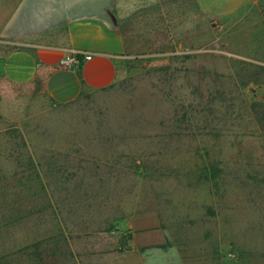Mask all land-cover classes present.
<instances>
[{
	"label": "rangeland",
	"instance_id": "374dc122",
	"mask_svg": "<svg viewBox=\"0 0 264 264\" xmlns=\"http://www.w3.org/2000/svg\"><path fill=\"white\" fill-rule=\"evenodd\" d=\"M204 1L118 12L116 80L73 102L0 82V264H264V0L228 17ZM6 2L3 51L25 45ZM189 82L228 101L175 133Z\"/></svg>",
	"mask_w": 264,
	"mask_h": 264
},
{
	"label": "crops",
	"instance_id": "0c3cea01",
	"mask_svg": "<svg viewBox=\"0 0 264 264\" xmlns=\"http://www.w3.org/2000/svg\"><path fill=\"white\" fill-rule=\"evenodd\" d=\"M195 1L205 9L204 0ZM247 2L213 0L207 15L228 17ZM135 3L136 0H17L13 7L8 3L5 36L15 37L16 41L20 38L25 45L0 50V82L26 85L40 80L47 94L59 103L72 102L110 86L127 49L116 16ZM60 31H64L63 37L57 34ZM41 37L45 42H25ZM74 50L89 51L93 56L81 66L60 68L59 60Z\"/></svg>",
	"mask_w": 264,
	"mask_h": 264
},
{
	"label": "trees",
	"instance_id": "16d2710c",
	"mask_svg": "<svg viewBox=\"0 0 264 264\" xmlns=\"http://www.w3.org/2000/svg\"><path fill=\"white\" fill-rule=\"evenodd\" d=\"M165 69H168V71L171 70L170 67H167ZM161 70H163V69H161ZM175 79H177V77L172 76V80H175ZM32 83H40L41 84V81L35 80ZM188 86H190V89L186 95L185 94H179V95L174 94V96H171L172 94L170 95L171 96L170 102L172 105L171 106L172 107V114L170 115V117H171L170 120L172 123H170V125H172L171 128H175V133H178V131L180 130L181 125L183 123H185V125H187V126H191L194 120H196V121H197V119L199 120L198 114L201 115V120H203V122H204L203 125H204V127H206V129L211 127L212 119H213V123L216 122V124H217L218 123L217 121H219L221 119H220V117L217 119L214 118L215 114L212 111L215 109H217V111H221L222 110L221 108L224 107L223 103L228 101V98L222 99V100L220 99V101H219V99L217 97L212 98L211 97L212 95L209 93L208 94H204V93L199 94L197 87L192 86L191 83ZM183 95L185 97L182 99ZM180 101H181V103H179ZM184 101H185V103L187 102L188 106H185L183 108L182 102H184ZM198 107H200V109ZM228 108H229V106H228ZM197 109H198V112H196ZM212 115H213V117H212V119H210ZM172 135L175 136L178 134L172 133ZM169 137L172 138L171 135ZM142 155L143 154H141L140 156H142ZM131 157L133 158V156H131ZM33 253L36 256V260H38L37 259L38 253L36 252V250H34Z\"/></svg>",
	"mask_w": 264,
	"mask_h": 264
},
{
	"label": "built area",
	"instance_id": "2783aa9c",
	"mask_svg": "<svg viewBox=\"0 0 264 264\" xmlns=\"http://www.w3.org/2000/svg\"><path fill=\"white\" fill-rule=\"evenodd\" d=\"M92 56H93L92 52L85 50L68 51L59 60L58 66L60 68H72V67L81 66L84 62L90 60Z\"/></svg>",
	"mask_w": 264,
	"mask_h": 264
}]
</instances>
